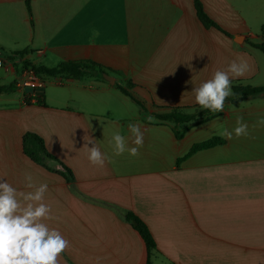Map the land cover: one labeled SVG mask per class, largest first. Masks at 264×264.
I'll list each match as a JSON object with an SVG mask.
<instances>
[{
	"label": "crops",
	"instance_id": "1",
	"mask_svg": "<svg viewBox=\"0 0 264 264\" xmlns=\"http://www.w3.org/2000/svg\"><path fill=\"white\" fill-rule=\"evenodd\" d=\"M200 1L219 27L201 22L194 0H31L33 23L25 0H0V57L25 52L0 66V86L15 83L0 92V176L22 191H30L25 175L48 184L52 212L44 222L69 241L59 264H145V242L128 211L156 242L151 264H264V127L256 126L264 90L225 103L209 120L179 124L181 138L173 122L154 115L165 111L156 106L194 111V85L237 57L250 70L235 82L264 86L257 50L264 52L251 45L264 39L249 15L264 0ZM65 60L98 62L115 81L95 70L43 77L44 103L25 101L27 89L15 82L20 64ZM237 116L249 134L227 139L221 133ZM129 122L141 127L143 145L129 141L137 155L117 156L109 140L114 131L127 138ZM26 132L42 137L71 174L56 171H65L58 161L46 160L48 168L27 155ZM85 134L106 154L103 167L87 159ZM215 136L224 143L177 164L193 144Z\"/></svg>",
	"mask_w": 264,
	"mask_h": 264
},
{
	"label": "clouds",
	"instance_id": "2",
	"mask_svg": "<svg viewBox=\"0 0 264 264\" xmlns=\"http://www.w3.org/2000/svg\"><path fill=\"white\" fill-rule=\"evenodd\" d=\"M250 66L242 57L232 60L225 69H218L206 79L194 85L192 93L195 103L201 109L213 113L222 112L225 99L234 95L231 81L243 76ZM232 130L224 129L222 136L227 139L247 136L248 124L243 117H236ZM256 126L264 127V117H259ZM127 138L114 131L109 143L117 156L128 152L135 156L138 147H129V141L136 146L143 145V132L138 124L129 122ZM87 159L92 165L103 167L106 154L102 153L92 137H83ZM91 145V146H89ZM24 187L19 190L0 176V264H59L58 257L68 247L69 241L54 227L44 221L51 216V206L44 202L48 191L47 183H35L31 175H25Z\"/></svg>",
	"mask_w": 264,
	"mask_h": 264
},
{
	"label": "trees",
	"instance_id": "3",
	"mask_svg": "<svg viewBox=\"0 0 264 264\" xmlns=\"http://www.w3.org/2000/svg\"><path fill=\"white\" fill-rule=\"evenodd\" d=\"M27 10L29 13V16L32 20V8H31V0H25ZM197 15L201 22L205 26H217L219 27L206 13L203 4L200 0H194ZM262 35L264 38V27H262ZM251 45L254 47H257L261 49L264 52V40L262 42H251ZM24 51H15V52H8L7 56L12 60H17L19 57L24 56ZM26 65H31L34 70L40 74L42 77H57L60 76L62 78H81L85 75H88L91 73V70H95L98 75L102 77V72L106 71V68L93 60H65L60 62L59 64L48 67L44 65H36L31 63L30 61L24 62ZM132 84L131 81H129V85ZM15 83L12 82L10 85L7 86H0V92H11L15 88ZM117 86L126 94L131 95V93L120 84H117ZM232 91L234 95L232 97H228L225 99V103L227 102H234L238 99L247 97L251 94H256L264 90V86H253L250 84H243L241 82H235V80L231 81ZM29 102V101H27ZM142 106V102L138 101ZM36 103L42 104L44 103V97L40 95L36 101ZM159 108H165L164 112L154 113V115L159 119L160 121H171L175 125L172 127L173 131L177 138H181L183 136V133L185 131V128L177 129L176 126L182 123L191 122L194 124H199L203 121L209 120L212 117H214L217 113H213L207 109H199V105H194L192 112H184L181 111V109H184V107H175V106H156ZM224 139L220 137H211L209 139L203 140L201 142H197L192 145V147L189 149V151L179 157L177 159V164H179L185 157L191 155L197 150L205 149L212 147L214 145L222 144L224 143ZM23 146L24 151L27 155H29L34 161L46 165V160L53 159L55 161H58L59 163L63 164L55 155H53L51 152L48 151V149L45 146V143L38 134L34 132H26L23 135ZM64 165V164H63ZM49 168V166H47ZM65 171L56 170L58 172H66L71 174V170L64 165ZM125 218L131 222L133 227L139 232L141 237L143 238L145 242V246L147 249V262L145 264H151V254L153 250L156 248V242L151 234V231L149 230L146 223L139 218L135 213L128 211L125 214Z\"/></svg>",
	"mask_w": 264,
	"mask_h": 264
},
{
	"label": "built area",
	"instance_id": "4",
	"mask_svg": "<svg viewBox=\"0 0 264 264\" xmlns=\"http://www.w3.org/2000/svg\"><path fill=\"white\" fill-rule=\"evenodd\" d=\"M16 61L10 59L8 56L0 57V66H5L8 63L14 65ZM15 82L18 87L27 89V92L24 94L25 101L35 103L41 95L40 89L45 84L44 78L38 74L31 65H26L24 63L19 66V72Z\"/></svg>",
	"mask_w": 264,
	"mask_h": 264
},
{
	"label": "rangeland",
	"instance_id": "5",
	"mask_svg": "<svg viewBox=\"0 0 264 264\" xmlns=\"http://www.w3.org/2000/svg\"><path fill=\"white\" fill-rule=\"evenodd\" d=\"M254 6L256 7L255 10H252L249 14L250 16L253 17L252 19H254V21H250V22L254 25L255 29H257L253 33L262 37L263 35H262V32L258 26V23L260 21H263V23H264V3L257 1L254 4ZM257 52H258V54H260L259 56H262V58H264V55L260 50H257ZM242 83L247 84L245 82H242ZM199 109H201V107H199ZM192 110H194V109H192Z\"/></svg>",
	"mask_w": 264,
	"mask_h": 264
},
{
	"label": "water",
	"instance_id": "6",
	"mask_svg": "<svg viewBox=\"0 0 264 264\" xmlns=\"http://www.w3.org/2000/svg\"><path fill=\"white\" fill-rule=\"evenodd\" d=\"M101 75L105 80H107L111 83H114V81H115L114 77L110 73H108L107 71L102 72Z\"/></svg>",
	"mask_w": 264,
	"mask_h": 264
}]
</instances>
